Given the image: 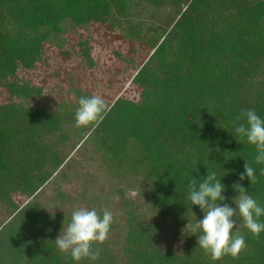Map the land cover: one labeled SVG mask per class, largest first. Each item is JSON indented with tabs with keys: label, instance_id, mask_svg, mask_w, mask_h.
I'll list each match as a JSON object with an SVG mask.
<instances>
[{
	"label": "trees",
	"instance_id": "obj_1",
	"mask_svg": "<svg viewBox=\"0 0 264 264\" xmlns=\"http://www.w3.org/2000/svg\"><path fill=\"white\" fill-rule=\"evenodd\" d=\"M69 27L82 36L67 41ZM99 64L90 91L78 75ZM52 83L62 84L51 87L58 99L44 103ZM128 84L137 98L123 95ZM91 95L111 110L98 127L77 128L78 101ZM244 109L264 119V0H0V264H264V231L253 236L242 218L233 231L246 249L217 261L185 227L204 216L188 184L208 172L225 185L222 204L236 207L239 182L264 207V163L235 132ZM78 159L100 165L71 197L61 183L81 177ZM246 161L252 184L240 180ZM81 206L115 210L96 261L55 244Z\"/></svg>",
	"mask_w": 264,
	"mask_h": 264
},
{
	"label": "clouds",
	"instance_id": "obj_2",
	"mask_svg": "<svg viewBox=\"0 0 264 264\" xmlns=\"http://www.w3.org/2000/svg\"><path fill=\"white\" fill-rule=\"evenodd\" d=\"M110 110V105L101 95L82 96L75 110V126L98 127ZM235 132L256 146L255 162L264 163V119L255 109L241 111L235 120ZM244 168L240 180L243 181L247 177L251 184L254 183L256 179L254 168L247 161ZM233 187L238 192V196L235 199L233 197L235 208L227 203H221L226 199L222 195L225 185L221 178H217L216 171L208 172L202 182L197 183V179L193 178L188 184L191 204L199 206L204 216L194 223L189 221L185 227L190 234L201 233L197 236L198 245L213 261L220 260L226 255L235 258L246 249L244 235L233 231L238 218H242L245 227L253 236L259 237L264 231V222L260 221V217L264 216V207L252 195L247 194L248 190L239 182ZM113 222L114 213L109 209L98 211L95 208L80 207L72 212L68 226L60 231L55 244L61 252L70 253L74 261L79 262L83 259L96 261L100 257V250L94 245L103 244L108 239Z\"/></svg>",
	"mask_w": 264,
	"mask_h": 264
},
{
	"label": "rangeland",
	"instance_id": "obj_3",
	"mask_svg": "<svg viewBox=\"0 0 264 264\" xmlns=\"http://www.w3.org/2000/svg\"><path fill=\"white\" fill-rule=\"evenodd\" d=\"M94 29V30H93ZM92 32H91V35H92V37H93V39L94 38H96V39H99V41L100 40H103L104 38H103V36L105 35V30H102V29H98V28H95V27H93L92 28ZM86 31L87 30H85L84 31V34L86 35ZM88 32H90V31H88ZM79 36H80V33L78 32V33H76V31H73V29H71L70 27L68 28V30L66 31V37H67V41H70V40H72L73 42L74 41H76L78 38H79ZM82 36V35H81ZM80 36V37H81ZM92 42H93V40H92ZM91 42V43H92ZM94 43V42H93ZM68 44H69V42H68ZM95 47H97L96 49H94V51H93V56L96 58V60L98 59V57L100 56V55H104V54H106L105 53V51L106 50H108V45H104V43L102 44V45H96ZM66 49L67 50H70V46H68L67 45V47H66ZM55 50L53 49V51H48L47 52V55H46V59L48 60V61H50L51 59H53V52H54ZM72 56L71 57H74V56H76L75 54H74V56H73V54H71ZM71 57H69V60H68V58L67 59H65V60H68V61H66V65L67 66H72L73 65V67L75 66V64H74V62H72V61H75V59L74 58H71ZM101 57V56H100ZM107 59V58H106ZM68 62V63H67ZM99 63V62H98ZM47 65H44V61H41V62H39L38 63V65H37V70H32V71H30L29 73H26V75H28V77L29 78H32L33 79V77H37L38 76V74H40L41 72L40 71H43V68L44 67H46ZM103 66H105V64H99L98 66H96L95 68H94V70H90L89 72H88V70H86L84 67L80 70L81 72H80V74L78 75V81L80 80V85H82L83 87H85L86 89H88V90H90V91H95V90H97V87H99L98 85H96V84H94L93 85V87L91 86L92 84H91V80H100L101 81V79L99 78V70L103 67ZM63 71V70H62ZM65 72L66 73H68V70L66 69L65 70ZM69 74H65L63 77H62V75H61V77H60V79L62 78V79H64L63 81H59V82H61L63 85H64V87L63 88H66V87H68L66 84H65V82H66V79H69ZM49 84H50V82H48ZM47 83V84H48ZM61 84V85H62ZM60 85V83H52V85H49L48 87H45L46 88V90L44 91V97H45V101H44V103L46 102V103H48L49 101H53V100H57L58 98H57V95L55 94V92H54V90H52V88L51 87H53V88H55V87H59V88H61L62 86ZM59 88L57 89V90H59ZM138 92H139V90L138 89H135L134 87H132V86H130L129 84L125 87V89H124V92H122L123 93V95H126V96H130V97H132V98H137L138 97ZM101 93H102V91H101ZM78 148V146L74 149V151L72 152V154L71 155H73L74 156V158L75 157H81V156H79V154L81 153H83V150L82 149H77ZM97 159L96 160H98V157H96ZM80 162H82L81 164L79 163L78 165H77V170H78V172L81 174V177L80 178H76V179H69V180H66V181H64V183H61V187L62 188H64V190L65 191H67L68 192V194L71 196V197H77V194L78 193H81V188H80V183L82 182V180H83V176H84V178H86V174H93L94 172H96V170L98 169V165H100V163H99V161L97 162V163H94V164H91V166L90 165H88L84 160H82V159H78ZM74 173V172H73ZM54 187H55V185L54 186H52V185H48V187L46 188V190H45V194L41 197V198H43L42 199V202H44L46 199H44V197H48V196H50L52 193H53V189H54ZM88 195H90V194H88ZM22 198H24V197H22V196H19L18 197V201H21L22 200ZM81 207H83V206H81ZM80 208V207H79ZM103 207H99V209H102ZM95 209H97V208H95ZM113 212H115V210H114V208H113ZM171 240H172V238H170ZM173 242H175V241H173Z\"/></svg>",
	"mask_w": 264,
	"mask_h": 264
}]
</instances>
